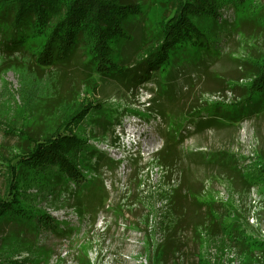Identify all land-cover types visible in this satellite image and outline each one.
I'll use <instances>...</instances> for the list:
<instances>
[{
	"label": "rangeland",
	"instance_id": "1",
	"mask_svg": "<svg viewBox=\"0 0 264 264\" xmlns=\"http://www.w3.org/2000/svg\"><path fill=\"white\" fill-rule=\"evenodd\" d=\"M142 2L148 13L143 25L146 34L172 9L163 0ZM251 5L236 13L224 8L229 23L220 21L223 16H217L216 22L213 13L207 14L209 20L200 17V24L213 30L228 24L224 57L205 60L187 50L179 66L167 75L160 68L155 70L156 76L138 87L101 81L98 76L93 79L79 54L56 75H47L36 59L33 45L37 43H27L25 51L14 48L15 36L0 17V196L5 191L7 159L27 141L21 132L46 124L53 129L57 124L51 117L38 118L43 103L32 104L51 93L54 100L74 104L89 100L94 105L78 128L89 144L82 162L92 191L83 194L90 198L108 192L103 205L81 212L69 207L71 201L64 192L48 196L40 206L74 226V234L58 240L42 233L38 238L31 232L4 236L0 231V264H264V186L238 188L227 173L190 156L191 152L225 150L244 165L264 157V111H256V107L264 110V97H255L256 109H241L243 115L251 114L238 124L218 120L212 129L185 137L180 159L171 167L160 164L156 156L163 145L164 123L158 112H149L153 104L147 107L158 83H164L163 87L173 83L174 90L182 92L173 103L171 117L183 121L189 114L197 117L198 111L201 117L215 106L229 109L239 103L252 75L247 62H255L264 53V39L255 35L264 0H252ZM210 33L212 55L220 44ZM5 124L14 133L5 134ZM177 189L183 196L179 202L172 198ZM38 194L43 196L45 190ZM169 232L173 251L162 261L152 259V250Z\"/></svg>",
	"mask_w": 264,
	"mask_h": 264
},
{
	"label": "trees",
	"instance_id": "2",
	"mask_svg": "<svg viewBox=\"0 0 264 264\" xmlns=\"http://www.w3.org/2000/svg\"><path fill=\"white\" fill-rule=\"evenodd\" d=\"M142 1L3 0L0 2V17L15 36L11 42L14 48L25 51L27 43H37L33 45L36 46V59L41 67L47 69V75H56L79 54L82 59L85 58L82 62L84 70L92 73L93 79H112L138 87L155 77V70L160 68L159 71L167 75L172 67L179 66V59L188 56L187 50L205 60L209 56L214 59L224 57L230 33L225 30L228 24L213 30L200 24L203 19L200 17L205 15L204 18L209 20L207 14L213 13L216 22L217 16H223L220 21L229 23L224 8H232L236 13L252 6V0L250 3H247L248 0H163L172 9L171 15L162 14L157 26L145 34L143 25L148 13L143 9ZM259 13L255 35L264 39V7ZM146 25L149 27L148 23ZM208 30L212 31L210 34L215 35L220 44L217 53L212 55L209 54L211 38H207ZM145 36L147 38H143ZM194 46L198 47L195 49ZM255 58V62H247L252 75L239 103L229 105V109L215 106L201 117L200 111L197 117L196 114H189L184 121L171 117L173 103L182 92L174 90L173 83L167 87H163L162 82L158 83L153 97L147 100V107L153 104L152 109L148 108L149 112H158L164 123L163 145L156 153L160 164L171 167L173 162L180 159V145L194 131L212 129L218 120L234 126L250 116L251 113L243 115L241 109L244 106L248 110L253 107L257 108V112L264 111L256 107L255 99L264 97V53ZM51 94L42 97L44 101L35 98L32 104L43 103L38 118L57 120L55 127L51 129L46 124L39 130H24L21 132L27 136L24 147L7 159L5 191L0 196V231L4 236L31 232L38 238L42 233L44 236L54 235L58 240L68 239L74 234V226L46 212L40 202L48 196L59 197L64 192L71 201L69 207L81 212L83 209L92 210L95 204L103 205L108 198L107 191L93 194L90 198L88 194H83L92 191L82 162L89 144L78 128L94 105L89 100L77 104L67 102L69 100H54ZM185 124L191 128L186 129ZM3 131L5 134L14 133L9 126ZM184 132L186 134L183 135ZM92 151L91 148L90 153L94 155ZM191 155L197 157L200 164L214 166L227 173L230 182H236L238 188L249 190L254 186H264L263 156L255 159L251 165H244L235 154L225 150H214L210 154L191 152ZM44 190L45 194L40 196L38 191ZM173 196L178 202L183 198L180 189L175 190ZM174 247L173 233L169 232L152 250V259L164 260Z\"/></svg>",
	"mask_w": 264,
	"mask_h": 264
}]
</instances>
